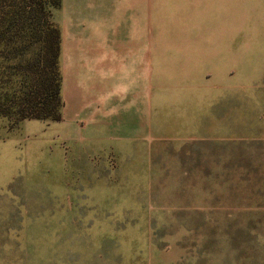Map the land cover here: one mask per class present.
Masks as SVG:
<instances>
[{"label": "crops", "instance_id": "1", "mask_svg": "<svg viewBox=\"0 0 264 264\" xmlns=\"http://www.w3.org/2000/svg\"><path fill=\"white\" fill-rule=\"evenodd\" d=\"M52 21L61 148L113 207H56L49 264H171L170 212L177 264H264V0H60ZM171 163L177 195L133 183Z\"/></svg>", "mask_w": 264, "mask_h": 264}, {"label": "rangeland", "instance_id": "2", "mask_svg": "<svg viewBox=\"0 0 264 264\" xmlns=\"http://www.w3.org/2000/svg\"><path fill=\"white\" fill-rule=\"evenodd\" d=\"M32 2L0 0V21L7 12ZM41 2L48 0H37L36 4ZM35 19L36 29L22 32L19 43L8 46L0 42V110L8 100L14 99L22 74L40 48L38 38L42 37L45 19L40 13ZM7 29L0 26V32ZM67 124L66 118L59 122L20 121L17 116L0 115V264H49L51 212L56 207L87 208L91 204L113 207V197H90L89 181L75 174L72 157L62 151L61 135ZM157 167L156 164L135 166L140 179L133 183H138V188L153 189V193L177 195V165ZM177 199L176 196L154 198L157 203L163 201L173 208ZM159 216L161 220L164 215ZM165 216L163 220L168 223L164 228L160 223L154 225L153 257L158 256L159 249L168 248L171 264H177V214L170 212ZM157 238H164L165 243H159Z\"/></svg>", "mask_w": 264, "mask_h": 264}, {"label": "trees", "instance_id": "3", "mask_svg": "<svg viewBox=\"0 0 264 264\" xmlns=\"http://www.w3.org/2000/svg\"><path fill=\"white\" fill-rule=\"evenodd\" d=\"M36 1L33 0L30 5L7 12L0 21L1 27L8 28L7 31L0 32V42L9 46L14 42L19 43L22 32L36 29L34 27L36 26V14H42L45 19L42 37L40 40L38 38L40 48L35 54L33 63L27 66L21 76L17 94L13 100L7 101V104L0 110V115L17 116L20 121L35 119L59 122L62 120L64 105L61 96L62 77L59 66L60 32L52 21V12L60 6V0H48L40 4H36ZM15 28L17 36L13 35ZM6 35L11 36L6 38ZM34 68L37 70L34 71Z\"/></svg>", "mask_w": 264, "mask_h": 264}]
</instances>
